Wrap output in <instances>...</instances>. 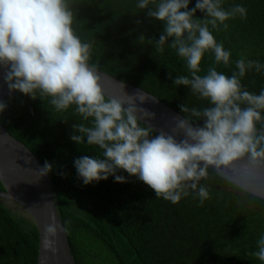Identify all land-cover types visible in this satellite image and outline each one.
<instances>
[{
  "label": "trees",
  "instance_id": "trees-1",
  "mask_svg": "<svg viewBox=\"0 0 264 264\" xmlns=\"http://www.w3.org/2000/svg\"><path fill=\"white\" fill-rule=\"evenodd\" d=\"M160 0H152L155 8ZM74 11L73 30L82 42L92 44L90 64L98 69L156 96L183 114L178 105L203 110L211 107L186 86L176 87L178 75L190 77L186 61L167 44L163 53L154 47L164 31V23L136 7L138 0H69ZM196 0H190L189 9ZM235 5L246 8L245 17L229 19L210 31L217 43L231 52L228 66L216 64L210 50L201 61L198 75L209 67L231 76L241 55L264 64V0H222L227 10ZM183 11V10H182ZM196 12L195 18L203 19ZM143 35L145 40L140 42ZM153 41V43H149ZM171 73L172 79H169ZM242 88L259 94L264 90V70L247 71ZM107 98V97H106ZM50 97L32 99L17 91L4 103L0 122L26 145L42 165L49 162L57 212L66 229L76 264H264L251 253L258 251L257 241L264 235V200L256 197L209 169V199L201 205L195 192L172 204L123 170L125 178L114 176L85 185L74 161L83 156L103 158L96 145L73 142V125L91 126L72 105L56 111ZM257 122V129L264 124ZM193 124L203 125L192 117ZM143 126V125H142ZM158 134L153 131L152 135ZM4 187L0 181V191ZM40 236L32 218L17 214L0 199V264H37ZM91 256V257H90ZM96 257V258H94Z\"/></svg>",
  "mask_w": 264,
  "mask_h": 264
},
{
  "label": "clouds",
  "instance_id": "clouds-1",
  "mask_svg": "<svg viewBox=\"0 0 264 264\" xmlns=\"http://www.w3.org/2000/svg\"><path fill=\"white\" fill-rule=\"evenodd\" d=\"M152 0H138L136 7L147 9V15L164 23V31L154 47L163 53L168 38L170 48L186 61L190 77L178 75L173 84L186 86L192 93L212 105L203 110L178 105L184 115L178 118L172 133L159 132L145 121L154 113L124 102L106 98L101 87L98 66L90 64L92 44L82 42L73 30L74 11L69 0H0V66L10 92L19 91L32 99L50 97L56 111L76 106V112L91 126L73 125L70 139L77 144L96 145L103 158L83 156L74 161L79 178L85 185L114 176L125 183L117 170L137 177L151 188L157 198L178 204L182 197L195 192L201 205L209 199V169L217 172L233 162L248 157L253 168L264 167V124L257 129L264 111V90L258 95L242 88L241 78L247 71L264 70V64L246 59L235 61L237 71L231 76L209 67L206 75H198L204 54L214 53L216 64L228 66L231 52L217 43L209 25L217 29L247 10L235 5L225 10L222 0H160L150 8ZM183 10V11H182ZM203 19L195 18L196 12ZM140 42L145 40L141 35ZM153 43V41H149ZM169 79H172L171 73ZM139 100L143 102L144 97ZM7 105L0 102V112ZM192 117L203 121L193 126ZM143 125V126H142ZM177 137H182L177 139ZM53 166L45 161L39 175L51 173ZM62 230L53 221L44 229L43 246L56 251V237ZM66 231V229H63ZM258 251L251 255L264 262V235L257 241Z\"/></svg>",
  "mask_w": 264,
  "mask_h": 264
},
{
  "label": "water",
  "instance_id": "water-1",
  "mask_svg": "<svg viewBox=\"0 0 264 264\" xmlns=\"http://www.w3.org/2000/svg\"><path fill=\"white\" fill-rule=\"evenodd\" d=\"M4 68L0 66V102H5L17 91L10 92L3 79ZM101 87L107 98L124 102L125 106L142 107L155 118L145 121L155 132L172 133L178 118L183 116L156 96L125 83L98 69ZM143 96L141 102L139 97ZM193 126H195L193 124ZM182 137H177L181 139ZM43 167L33 152L20 140L12 136L0 122V181L4 190L0 199L6 198L19 204L32 218L38 228L40 243L37 264H76L67 238L64 224L57 212L55 192L50 175H39ZM222 178L242 190L264 200V167L253 168L248 157H243L220 171L210 168ZM55 221L61 226L56 237V251L43 246L44 229Z\"/></svg>",
  "mask_w": 264,
  "mask_h": 264
},
{
  "label": "rangeland",
  "instance_id": "rangeland-1",
  "mask_svg": "<svg viewBox=\"0 0 264 264\" xmlns=\"http://www.w3.org/2000/svg\"><path fill=\"white\" fill-rule=\"evenodd\" d=\"M1 200L13 212H15L17 214L25 215V216L30 218L29 214L19 204H17L16 202L11 201V200L6 199V198H1Z\"/></svg>",
  "mask_w": 264,
  "mask_h": 264
},
{
  "label": "flooded vegetation",
  "instance_id": "flooded-vegetation-1",
  "mask_svg": "<svg viewBox=\"0 0 264 264\" xmlns=\"http://www.w3.org/2000/svg\"><path fill=\"white\" fill-rule=\"evenodd\" d=\"M90 257H91V256H90ZM94 258H96V257H94ZM94 264H99V262L94 263ZM105 264H115V262H114L113 260H110V261L106 262Z\"/></svg>",
  "mask_w": 264,
  "mask_h": 264
}]
</instances>
